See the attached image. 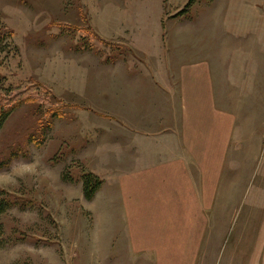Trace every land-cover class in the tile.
I'll return each instance as SVG.
<instances>
[{
	"label": "rangeland",
	"instance_id": "374dc122",
	"mask_svg": "<svg viewBox=\"0 0 264 264\" xmlns=\"http://www.w3.org/2000/svg\"><path fill=\"white\" fill-rule=\"evenodd\" d=\"M188 2L0 0V25L12 32L0 41V91L24 82L46 89L0 123V264H256L264 0ZM171 52L210 61L222 118H174L167 126L157 158L173 169L152 179H167L168 202L158 217L141 219L134 171L123 170L117 154L123 110L102 88V64L121 55L139 67L145 55L157 62ZM85 172L101 180L89 200Z\"/></svg>",
	"mask_w": 264,
	"mask_h": 264
},
{
	"label": "crops",
	"instance_id": "0c3cea01",
	"mask_svg": "<svg viewBox=\"0 0 264 264\" xmlns=\"http://www.w3.org/2000/svg\"><path fill=\"white\" fill-rule=\"evenodd\" d=\"M184 41V39L178 41L181 48L189 49L184 46ZM107 43L111 44L112 42ZM118 45L122 46L119 43H115L113 46L118 47ZM183 54L184 56L180 54L177 56L175 52H171L168 56L167 53L165 61L159 54V59L156 56L157 62L145 55V58H141L143 61H139L141 63L139 67L126 66L124 62L119 61L121 55L118 57L114 55L115 57L111 58V61L107 57L106 63L102 64L103 68L107 66L102 70L107 74L102 79V88L108 91L109 99L116 102V106L123 110V113L120 114L123 118H119V124H123L120 127L123 128V131L119 132L117 154L120 158L119 164L125 160L126 166L123 167V170L134 171L133 180L138 192H136L138 199L134 200V204L135 208L137 206L136 212L139 213L141 219L158 217L159 207L163 209L164 204L168 202L166 198L167 179L161 176L162 183H157L160 186L156 184L158 170L163 172L168 168L169 170L173 169L172 148L169 153L170 164L166 162V159L160 161L157 158L158 154L162 153L159 150H163L161 146L165 145V140L170 132L167 126L174 122V118H178L177 120L181 118L182 123L186 118H222L217 114L222 103L220 96L216 102V83L213 81L210 61H207L206 56L201 55L196 61L190 63V55ZM115 61H117L116 64H114ZM121 65L123 71L120 70ZM115 74L118 75V78H115L117 79L116 83L113 82L114 78L110 79V77H115ZM115 90L117 95L114 93ZM207 108L210 112L208 115L206 114ZM129 122L130 124H141L140 130L133 128L135 131L132 133L133 129L127 124ZM147 125L150 133L143 132ZM159 127L165 128L162 130ZM181 133H184L183 129ZM147 144H151L152 147L147 148ZM166 152L167 150H165V154L168 155ZM152 177L155 178V182ZM171 185L173 186V184ZM128 192L132 191L128 189ZM255 194L261 196V206L264 208V186H262L261 195L257 192ZM247 195L255 196L253 188L251 193L247 191ZM124 211L126 215L131 213L129 205L124 207ZM166 215H168L167 210ZM259 234L262 239L258 240L260 245L257 244L258 247L255 249L258 254L253 252L250 259H254L256 264H264V247L262 246L264 244V225L261 226Z\"/></svg>",
	"mask_w": 264,
	"mask_h": 264
},
{
	"label": "trees",
	"instance_id": "16d2710c",
	"mask_svg": "<svg viewBox=\"0 0 264 264\" xmlns=\"http://www.w3.org/2000/svg\"><path fill=\"white\" fill-rule=\"evenodd\" d=\"M191 0H189L188 4ZM187 4V5H188ZM185 9L181 10L183 13ZM12 36L11 30L6 26L0 25V41H4ZM46 90L45 87L37 84L24 82L16 86H9L5 92L0 91V123L22 102L32 99H39V91ZM66 178V176H64ZM82 190L86 199H92L97 189L101 185V180L91 172H85L82 177ZM0 230V236H1ZM1 242V241H0Z\"/></svg>",
	"mask_w": 264,
	"mask_h": 264
}]
</instances>
